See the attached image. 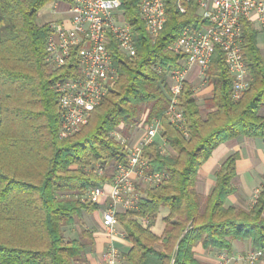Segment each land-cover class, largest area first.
Returning a JSON list of instances; mask_svg holds the SVG:
<instances>
[{
  "label": "trees",
  "instance_id": "trees-1",
  "mask_svg": "<svg viewBox=\"0 0 264 264\" xmlns=\"http://www.w3.org/2000/svg\"><path fill=\"white\" fill-rule=\"evenodd\" d=\"M57 0H0V264H76L87 260L95 244L93 230L83 224L98 203L81 201L82 189L109 179L124 149L112 131L133 138L153 118L160 136L143 155L151 170L168 173L158 185L143 189L137 207L116 213L123 236L131 242L121 264H202L195 254L205 250L232 253L234 239H250L264 247V183L248 208L227 204L238 191L237 150L227 154L214 172L210 193L196 189L198 170L213 149L227 139L264 138V57L257 44L258 27L243 22L242 49L248 87L232 96V75L220 48L205 70L211 92L198 100L194 84L185 79L180 106L188 136L171 121L169 80L163 69L180 65L183 53L171 44L183 27L198 24L195 0L180 12L166 0L167 19L155 39L144 30L139 0H121L120 9L133 31L137 51L125 55L109 43L117 68L114 82L72 134L59 136L60 109L56 80L75 74L76 59L54 68L46 61L48 21L39 22L40 8ZM74 53V51H73ZM162 138L172 151L163 152ZM105 166L98 175L88 169ZM162 207L167 208L161 234L151 230ZM146 216L143 225L138 217ZM80 224L74 236L66 228Z\"/></svg>",
  "mask_w": 264,
  "mask_h": 264
},
{
  "label": "built area",
  "instance_id": "built-area-1",
  "mask_svg": "<svg viewBox=\"0 0 264 264\" xmlns=\"http://www.w3.org/2000/svg\"><path fill=\"white\" fill-rule=\"evenodd\" d=\"M180 12L186 11L185 1L174 0ZM52 11H59L58 2L53 1ZM65 4L64 14L48 21L49 33L46 40V61L60 68L74 56L75 74L56 80L53 88L57 92L60 109L59 136L77 131L88 121L90 112L101 101L107 87L114 82L117 68L113 63L109 43L114 40L118 49L129 57L136 55L137 47L131 24L124 19L120 9L121 0H61ZM200 17L198 24H189L181 30L171 47L183 53L180 65L175 68H156L166 74L169 83V103L165 110L169 121L174 123L185 136L188 131L180 106V94L186 73L192 64L200 68L199 76L206 81L205 70L214 50L220 48L224 62L232 75V96L240 97L248 87V68L242 49L243 22L249 21L264 32V0H195ZM138 13L145 32L155 39L166 19V0H139ZM74 51V53H73ZM160 119L153 118L142 126L136 138L125 136L120 129L112 131L113 137L124 149V161L113 166L109 179L82 189L81 201L100 203L104 195L109 197L102 209L101 222L110 233L123 230L117 228L116 213L137 207L142 190L158 185L168 173L151 170L144 148L155 137L160 136ZM161 151H172L162 138ZM88 169L101 175L105 166L98 163ZM109 186L106 193L105 187ZM256 197V195H255ZM255 199V198H254ZM254 201V200H253ZM146 225V216L138 217ZM241 264H256L264 259V247H252L242 253L230 255L219 250L213 264H228L230 260ZM121 254L110 244L103 252L98 264H121Z\"/></svg>",
  "mask_w": 264,
  "mask_h": 264
},
{
  "label": "crops",
  "instance_id": "crops-1",
  "mask_svg": "<svg viewBox=\"0 0 264 264\" xmlns=\"http://www.w3.org/2000/svg\"><path fill=\"white\" fill-rule=\"evenodd\" d=\"M64 8V3L62 7H58L59 11L57 12L60 14V17L64 15L62 13ZM258 33L264 35V32L262 31H259ZM199 72V66L192 64L186 73V80L194 84L197 96L209 94L213 85L212 83L205 84L199 76ZM235 150L239 152V158L236 164L239 189L236 193L228 196L227 204H234L238 207L247 208L246 204L248 203V199L251 196L253 189L259 185L260 187L256 188V190L259 191L264 183V138L239 136L227 139L217 145L198 170L196 189L203 195L210 193L215 183V170L218 168L224 157ZM105 190L107 193L109 190L108 185H106ZM108 201L109 197L104 195L99 203L98 209H100V213L98 215L100 220L97 228L93 230L95 237L94 247L86 252L87 260L85 262H76V264H98L103 252L110 244L114 245L120 254L125 253L130 248L131 242L125 239L119 231L116 233H110L102 225L101 212L107 205ZM161 209L155 217L154 223L151 225V230L156 234H161L164 227L162 217L167 212V208L166 211ZM94 212L96 213V210ZM159 219H161L162 222L159 223ZM117 228L122 229L119 221ZM232 246V253L229 254L236 255L252 248L253 244L250 239H234L232 241ZM194 249L197 258L202 261V264H213L219 251L218 249L205 250L201 243H198ZM228 264H241V262L232 259ZM256 264H264V259H261Z\"/></svg>",
  "mask_w": 264,
  "mask_h": 264
},
{
  "label": "rangeland",
  "instance_id": "rangeland-1",
  "mask_svg": "<svg viewBox=\"0 0 264 264\" xmlns=\"http://www.w3.org/2000/svg\"><path fill=\"white\" fill-rule=\"evenodd\" d=\"M55 2H58V0L55 1ZM53 3H54L53 1L47 2L46 4H44L40 8L39 13H38V21L39 22H45V21H49L51 19L60 18V14L57 11H52L51 10ZM58 4L57 5L60 8V7H62L63 2H61V0H60V2ZM257 44L260 47L261 52H262L263 57H264V35L262 33H258ZM204 83L207 84L208 83L207 80ZM207 95L208 94L197 96L198 100H202L204 98V96H207ZM141 131L142 130L136 131L134 136H133V139L136 138ZM236 182L238 183V178H236ZM259 187L260 186L258 185V187H255L253 189V192H252L251 196L248 199V203L246 204L247 208L252 204V202H253V200L255 198V195L258 192V190H256V188H259ZM161 210L166 211V208L163 207ZM99 213H100V209H97L96 213L94 212L92 214H85L83 224L86 227L91 228L92 230H95L97 228V225L99 224V220H100L99 215H98ZM158 222L159 223L162 222L161 219H159ZM80 228H81L80 224H78V223H76V224H74V225H72L70 227H67L66 231H65L66 236H68V237L74 236Z\"/></svg>",
  "mask_w": 264,
  "mask_h": 264
}]
</instances>
